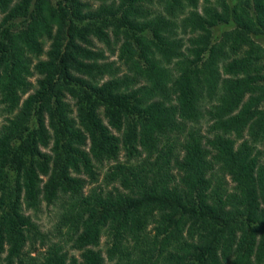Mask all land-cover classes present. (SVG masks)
<instances>
[{"label":"trees","instance_id":"obj_1","mask_svg":"<svg viewBox=\"0 0 264 264\" xmlns=\"http://www.w3.org/2000/svg\"><path fill=\"white\" fill-rule=\"evenodd\" d=\"M0 111V264H264V0H0Z\"/></svg>","mask_w":264,"mask_h":264},{"label":"rangeland","instance_id":"obj_2","mask_svg":"<svg viewBox=\"0 0 264 264\" xmlns=\"http://www.w3.org/2000/svg\"><path fill=\"white\" fill-rule=\"evenodd\" d=\"M96 46L98 48L104 49V47L100 44H97ZM106 54L109 55L108 52H106ZM110 59L116 60V56H111ZM5 117L6 115H4L2 111H0V124L4 122ZM99 184L100 182L97 185ZM27 213L29 214V212ZM58 216H59L58 204L50 205V206L43 204L41 205V208L38 212L32 214L33 220L39 226L41 232L46 234L48 241L63 243L67 239V236L64 234L63 231L59 232L55 227ZM66 248L67 249L69 248V244H67ZM42 249H44V247L39 248L38 246V250H42ZM73 253L77 254L76 252ZM32 255L34 256L36 255V253H33Z\"/></svg>","mask_w":264,"mask_h":264}]
</instances>
